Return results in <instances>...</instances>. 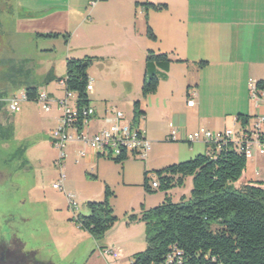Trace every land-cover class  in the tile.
<instances>
[{
  "label": "rangeland",
  "instance_id": "1",
  "mask_svg": "<svg viewBox=\"0 0 264 264\" xmlns=\"http://www.w3.org/2000/svg\"><path fill=\"white\" fill-rule=\"evenodd\" d=\"M66 1L0 0V91H6L8 98L19 95L21 85H29L51 99L63 100L65 86L59 80L65 77L67 59L94 57L98 61L88 69L94 92L88 93V99L100 124L108 108L120 110L129 123L133 102L147 101L151 132L156 128L153 95L141 96L144 60L154 44L146 34V14L137 10L138 17L125 21L118 17L116 5H109L106 15L100 16L101 5L93 14L92 5ZM48 33L58 35L46 37ZM127 81L130 90L124 84ZM187 91L186 85H180L174 93L160 91L158 97L167 107L186 101ZM75 102L72 94L68 104L72 108ZM57 116L60 111L55 104L45 112L40 103L23 101L20 111L12 113L4 101L0 112V255L9 253L12 264H106L109 256L102 257L100 251L114 245L125 264H131L147 243L144 223L130 221V216L139 217L141 206L152 209L165 197L158 189L154 193L144 190V173L193 159L199 155L190 156L196 143L164 140L161 133L149 139L146 159L129 155L116 164L102 157L99 168L67 165L65 159L64 191H60L53 188L61 170L50 139ZM145 121L140 122L142 129ZM247 172H254L251 159L244 176ZM152 180L157 178L151 173L149 185ZM105 186L113 193L110 204L118 221L97 241L80 227L78 218L89 214L86 203L104 199ZM191 189L192 179L187 177L182 187L168 195L177 202L189 197ZM67 195L72 196L74 207Z\"/></svg>",
  "mask_w": 264,
  "mask_h": 264
},
{
  "label": "trees",
  "instance_id": "2",
  "mask_svg": "<svg viewBox=\"0 0 264 264\" xmlns=\"http://www.w3.org/2000/svg\"><path fill=\"white\" fill-rule=\"evenodd\" d=\"M137 6L146 13L166 9L164 4ZM146 34L151 41H157L147 22ZM57 35L48 33L45 36ZM95 61L98 59L94 57L67 59L65 77L59 80H64L66 92L75 94L78 110L89 107L88 69ZM174 62L182 61L168 53L147 50L141 86L143 98L157 91L160 80ZM256 85L264 93V81H256ZM24 91L27 101H36L35 87L25 85ZM5 98L6 91H0V112ZM132 113L133 122L143 115L139 101L133 102ZM252 118L238 115L237 121L245 128ZM261 141L264 143V134ZM106 159L122 164L127 158ZM247 162L244 154L238 152L233 143L227 142L221 144L219 150L212 147L193 159L152 171L158 182L156 189L165 193V197L152 209L141 206L139 217L130 216V221L144 223L147 243L144 251L133 256L131 264H264V182L239 183ZM151 173H144L143 188L147 193L156 190L149 185ZM187 177L192 179L190 196L174 202L168 192L182 187ZM112 196V191L105 186L104 199L86 203L89 214L78 218L80 227L97 241L118 221L110 204Z\"/></svg>",
  "mask_w": 264,
  "mask_h": 264
},
{
  "label": "crops",
  "instance_id": "3",
  "mask_svg": "<svg viewBox=\"0 0 264 264\" xmlns=\"http://www.w3.org/2000/svg\"><path fill=\"white\" fill-rule=\"evenodd\" d=\"M73 1L92 5L93 14L98 5L103 6L102 11L99 10L100 16L106 15L109 5H116L118 17L125 21L138 17L137 10H141L157 37L150 50L171 54L175 60L182 61L171 64L157 91L152 94V122L156 123V128L151 132L148 121L150 104L135 100L139 101L140 111L146 119L143 129L140 128L148 140L161 133L165 140L174 130L175 139L172 141L186 142V136L199 128L211 133L239 130L238 115H264L262 104L254 111L248 97L249 82L264 81V0ZM66 2L71 4V0ZM142 3L164 4L166 9L146 13L137 6ZM124 84L130 90L129 81ZM180 85L188 88L186 101L181 99L163 106L158 97L160 91L170 89L174 93ZM21 86L23 91L25 85ZM91 92H94L93 85ZM37 93L42 92L37 90ZM188 100L193 101V106H187ZM261 103L264 104V98ZM95 112L96 119L91 120L86 128L89 134L106 127L105 122L100 124ZM206 151L207 146L199 142L192 146L190 156ZM100 158L83 143H71L66 147L67 165L74 162L99 168ZM251 162L254 172L243 174L240 183L248 180L264 182V156L255 152Z\"/></svg>",
  "mask_w": 264,
  "mask_h": 264
},
{
  "label": "built area",
  "instance_id": "4",
  "mask_svg": "<svg viewBox=\"0 0 264 264\" xmlns=\"http://www.w3.org/2000/svg\"><path fill=\"white\" fill-rule=\"evenodd\" d=\"M60 85L64 86V80L60 81ZM92 91V82L89 80L86 86V92ZM63 100H53L44 93H39L36 102L42 105L45 112H49L53 104L60 111L58 117L57 128L51 132V144L57 150L58 156L56 163L61 170L57 183L53 184V188L64 191L65 175L63 173V162L66 158V147L71 143H83L97 155L104 158L120 157L126 158L132 156L137 159H146L150 152V141L145 137L140 129V122L144 120L141 115L137 122L133 119L127 123L125 116L120 110L108 108L105 110L104 122L106 127L89 134L86 131L91 120L96 119V112L93 108L84 107L78 110L76 102L74 107H70L68 101L72 97L71 92H66ZM249 102L259 108V101L263 100L264 93L257 89L256 81H250L248 85ZM4 101L8 103V109L12 113L20 111V105L23 101H27L25 91H21L19 95L6 98ZM187 106H193V101L188 100ZM264 108V104L262 105ZM251 123L239 130L225 129L222 132L211 133L205 128L188 134L186 142L189 144L204 143L209 151L212 147L219 150L221 144L231 142L235 149L243 153L246 159H252L256 152L259 156H264V143L261 137L264 134V115H258L250 120ZM175 139V131L173 130L169 137ZM255 149V150H254ZM151 188H158L157 180L151 181ZM70 206H75L72 196L67 195ZM102 257L108 255L109 260L106 264H125L121 254L114 247L104 248L100 251Z\"/></svg>",
  "mask_w": 264,
  "mask_h": 264
},
{
  "label": "flooded vegetation",
  "instance_id": "5",
  "mask_svg": "<svg viewBox=\"0 0 264 264\" xmlns=\"http://www.w3.org/2000/svg\"><path fill=\"white\" fill-rule=\"evenodd\" d=\"M9 258H10V254L9 253H1L0 255V264H12L10 261H9Z\"/></svg>",
  "mask_w": 264,
  "mask_h": 264
},
{
  "label": "water",
  "instance_id": "6",
  "mask_svg": "<svg viewBox=\"0 0 264 264\" xmlns=\"http://www.w3.org/2000/svg\"><path fill=\"white\" fill-rule=\"evenodd\" d=\"M113 247V246H112ZM2 264V263H1Z\"/></svg>",
  "mask_w": 264,
  "mask_h": 264
}]
</instances>
